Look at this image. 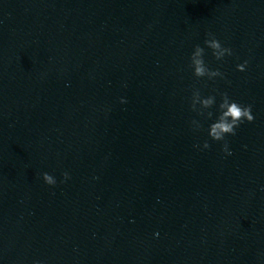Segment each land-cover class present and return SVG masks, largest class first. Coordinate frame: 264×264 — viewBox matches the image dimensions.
<instances>
[{
	"label": "water",
	"instance_id": "water-1",
	"mask_svg": "<svg viewBox=\"0 0 264 264\" xmlns=\"http://www.w3.org/2000/svg\"><path fill=\"white\" fill-rule=\"evenodd\" d=\"M0 264H264V0H0Z\"/></svg>",
	"mask_w": 264,
	"mask_h": 264
},
{
	"label": "clouds",
	"instance_id": "clouds-1",
	"mask_svg": "<svg viewBox=\"0 0 264 264\" xmlns=\"http://www.w3.org/2000/svg\"><path fill=\"white\" fill-rule=\"evenodd\" d=\"M208 38L205 39L204 44L207 48L212 50V55L216 60L220 61L228 55L231 56L232 49L222 46L221 42L216 39L215 35L211 32L207 33ZM205 49L200 45H196L193 53L190 57V67L193 69V75L200 79L206 77L208 80H213L214 78L220 77L224 78V74L219 71V69H210L204 60ZM248 61H244L242 64L237 65L238 71H245ZM220 96L221 102L217 107L218 115H216L215 122L211 123L208 128V136L214 141H223V151L227 155H231L228 149V143L225 140L226 135H236V129L243 124L245 121L251 123L254 120L252 115V106H243L236 101L230 99L227 92H217ZM122 103L126 102L123 99ZM216 105V95H208L203 97L200 89L194 88L192 90L191 104L190 108L192 111L196 112L197 115L204 117L205 119H212L214 116L212 109ZM199 106V107H198ZM193 130L199 131L202 129V124L193 119L191 121ZM198 147V145H194ZM210 147L208 141H204L203 148L207 149ZM43 180L48 185H55L56 180L54 177L48 173H43ZM65 179H68V173L63 174Z\"/></svg>",
	"mask_w": 264,
	"mask_h": 264
}]
</instances>
